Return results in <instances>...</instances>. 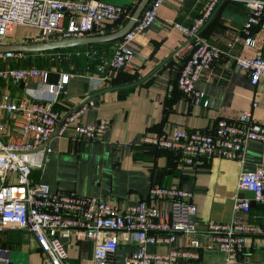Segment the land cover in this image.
Segmentation results:
<instances>
[{
    "label": "crops",
    "instance_id": "obj_1",
    "mask_svg": "<svg viewBox=\"0 0 264 264\" xmlns=\"http://www.w3.org/2000/svg\"><path fill=\"white\" fill-rule=\"evenodd\" d=\"M106 1L133 6L140 0ZM208 4L209 0H165L157 20L137 37L140 57L136 68L112 71L107 81H91L86 73L89 67L93 69L95 64L113 55L116 41L67 48L81 54L73 57L70 66L50 70L51 82L58 81L61 72L75 73L54 107L64 113L82 103L88 94L95 104L76 118L64 136L51 140L44 169L34 170L31 177L48 183L53 192L98 195L120 212L141 201L170 209L171 201L151 197L150 187L153 184L179 185L193 192L200 232L197 235L179 233L171 244L148 243V251L166 253L172 248H187L193 241L200 240L203 247L194 264H264V204L256 202L252 192L239 186L242 172L264 165V142L249 141L239 159L200 157L192 163L176 150L153 148L144 142L145 137L169 132L176 126L210 131L218 118H235L245 110L252 112L256 122L264 124V78L253 85L249 75L240 70L234 60V57L254 56L264 49V20L255 27V46L247 45L242 27L249 11L240 0H221L198 33L228 53L197 83L198 88L206 92L209 106L194 104L177 85L190 49L174 22L193 24ZM21 27L29 34L38 32L35 27L15 25L9 32L7 45L14 44V38L20 37L15 32ZM117 29L116 25H106L89 35ZM33 55L36 53H28L27 57L33 58ZM11 59H0V68L20 66ZM41 87L38 80L25 84L9 77L0 78V100L5 94H10L14 101L33 100ZM100 119H108L110 124L95 139H74L76 124L96 123ZM23 121L20 114L0 110L1 139L8 140ZM237 198L250 201V210L235 208ZM234 219L253 225L261 232L248 236L242 251L225 253L217 248H204L208 238L203 231L209 222ZM1 245L12 250L11 264H51L28 231H4ZM93 248V241L85 239L81 231H74L68 240L69 261L93 264ZM138 248V241H120L116 263L124 264Z\"/></svg>",
    "mask_w": 264,
    "mask_h": 264
},
{
    "label": "built area",
    "instance_id": "obj_2",
    "mask_svg": "<svg viewBox=\"0 0 264 264\" xmlns=\"http://www.w3.org/2000/svg\"><path fill=\"white\" fill-rule=\"evenodd\" d=\"M165 0H150L132 29L116 41L110 58L89 67L86 77L107 81L112 71H132L140 57L138 35L157 20ZM221 0H209L202 15L191 25L174 22L188 41L190 54L177 78L179 89L194 104L209 106L206 92L197 83L204 73L213 70L226 54L221 47L199 36V31L211 18ZM249 15L242 27L244 41L255 46L254 30L264 20V0H240ZM137 4H117L106 0H0V45H7L9 32L15 25L38 29L32 35L14 38V44H33L79 38L106 25L124 26ZM74 51V50H73ZM59 49L48 52L52 59L80 55V51ZM27 52H0V59L24 58ZM238 68L249 75L253 85L264 78V49L254 56L234 57ZM74 72H61L59 80L50 81V70L36 66L0 68V78L29 83L38 80L42 87L33 100L14 101L10 94L0 100V110L20 114L24 121L11 137H0V264H11L12 250L1 245L3 232L21 229L30 232L39 249L51 264H74L69 261L68 242L74 231L93 241V264H117L120 241H138L139 248L124 264H194L200 258V240L187 248H172L166 253L150 252L148 243L175 241L176 235H197L198 208L193 192L173 184H153L149 194L155 199L171 201L170 209H161L146 201L130 204L122 212L98 195H83L77 191L53 192L48 183L32 179L34 170H43L51 151L50 142L64 136L76 118L95 103L88 94L85 100L62 113L54 107ZM110 124L108 119L74 126L76 141L95 139ZM1 128V125H0ZM251 140L264 142V124L253 119L252 112L241 111L235 118H218L210 131L176 126L169 132L145 137L153 148L173 149L192 163L196 158L220 156L239 159ZM239 186L253 193L256 202L264 204V165L251 172H242ZM235 208L249 211L250 201L235 200ZM261 231L238 220L211 221L203 233L206 249L217 248L225 253L244 250L248 236Z\"/></svg>",
    "mask_w": 264,
    "mask_h": 264
},
{
    "label": "water",
    "instance_id": "obj_3",
    "mask_svg": "<svg viewBox=\"0 0 264 264\" xmlns=\"http://www.w3.org/2000/svg\"><path fill=\"white\" fill-rule=\"evenodd\" d=\"M150 0H140L132 14V17L129 21L122 26L121 28L100 35H87L79 38L71 39H62L55 41H47L42 43H33V44H9V45H0V52H28V53H39V52H48L59 49H67L79 46H86L92 44L108 43L117 41L122 38L127 32H129L137 19L141 16L142 11L147 6ZM69 239L65 238L64 241L68 242Z\"/></svg>",
    "mask_w": 264,
    "mask_h": 264
},
{
    "label": "rangeland",
    "instance_id": "obj_4",
    "mask_svg": "<svg viewBox=\"0 0 264 264\" xmlns=\"http://www.w3.org/2000/svg\"><path fill=\"white\" fill-rule=\"evenodd\" d=\"M15 33L19 34V36L32 35V34H29L30 33L29 31H26L25 27L18 28V31ZM48 52H52V51H48ZM48 52H39V53H43V54H37L36 53V55H33L34 56L33 58H32V56H30V57L26 56L24 58H13L11 60H15V63L17 65L22 66V67L27 66L28 64L29 65H37L39 68H46V69H49L51 71H52V69L57 70V68H60V67L63 68L65 66H70L71 64H73V57L75 55L69 56L67 58L52 59V56H50L48 54ZM26 54H28V52ZM33 54H35V53H33ZM17 60H18V62H16Z\"/></svg>",
    "mask_w": 264,
    "mask_h": 264
}]
</instances>
